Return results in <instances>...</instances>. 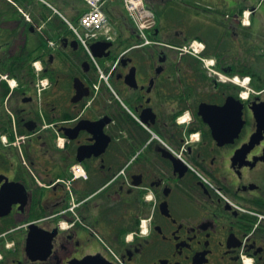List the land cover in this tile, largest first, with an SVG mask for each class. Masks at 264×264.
<instances>
[{
  "label": "flooded vegetation",
  "instance_id": "flooded-vegetation-1",
  "mask_svg": "<svg viewBox=\"0 0 264 264\" xmlns=\"http://www.w3.org/2000/svg\"><path fill=\"white\" fill-rule=\"evenodd\" d=\"M45 1L0 0V264H264V0H147L95 58Z\"/></svg>",
  "mask_w": 264,
  "mask_h": 264
},
{
  "label": "built area",
  "instance_id": "built-area-1",
  "mask_svg": "<svg viewBox=\"0 0 264 264\" xmlns=\"http://www.w3.org/2000/svg\"><path fill=\"white\" fill-rule=\"evenodd\" d=\"M89 10L83 15L79 26L72 25L79 41L88 48L93 40L106 35L110 38L109 18L104 10V5L108 0H86ZM130 17L135 21L143 35L145 30L153 28L155 25L154 12L146 5L145 0H123ZM91 53V51H90Z\"/></svg>",
  "mask_w": 264,
  "mask_h": 264
},
{
  "label": "water",
  "instance_id": "water-1",
  "mask_svg": "<svg viewBox=\"0 0 264 264\" xmlns=\"http://www.w3.org/2000/svg\"><path fill=\"white\" fill-rule=\"evenodd\" d=\"M110 45H111L110 42H104V41H99V42L95 43L93 45L94 54L96 56H99L101 53L98 50H105ZM254 112H255V117L257 119L258 127L252 135L251 142H250L249 146L255 145L256 143L260 142L264 138V101L254 106ZM215 130L217 131V129H215ZM238 130H240V126L237 128V132H238ZM236 133H234V134H236ZM32 238H36V237H31L30 239H32ZM30 242H31V244L29 247L30 248L35 247V245L33 244V241H30ZM31 258H32V260H37L40 257L32 256Z\"/></svg>",
  "mask_w": 264,
  "mask_h": 264
},
{
  "label": "rangeland",
  "instance_id": "rangeland-1",
  "mask_svg": "<svg viewBox=\"0 0 264 264\" xmlns=\"http://www.w3.org/2000/svg\"><path fill=\"white\" fill-rule=\"evenodd\" d=\"M62 1L60 0V3ZM67 1L68 0H64L65 3H67ZM70 1H71V4H72V10L73 11H71L70 8H67V6H66V4H64V2H63V4L56 3V7L58 9H60L67 17H69L70 15H73V17L77 15V18H78L79 16H78V11L77 10L79 9L81 11L83 9L82 1L81 0H70ZM50 2L52 3V0ZM116 18H117L116 19L117 20V22H116L117 27L116 26L115 27H116V29H119V31L123 32L125 27H126V25H127V24L125 26L123 25L126 17H125V15L123 13H121V15L119 14V16L116 17ZM74 21H77V20H74ZM262 66L263 65L257 66V68H259L261 70ZM262 82L264 84V80Z\"/></svg>",
  "mask_w": 264,
  "mask_h": 264
},
{
  "label": "clouds",
  "instance_id": "clouds-1",
  "mask_svg": "<svg viewBox=\"0 0 264 264\" xmlns=\"http://www.w3.org/2000/svg\"><path fill=\"white\" fill-rule=\"evenodd\" d=\"M146 231V230H145ZM131 235L128 237V239H131ZM244 264H255L254 258L250 256H244Z\"/></svg>",
  "mask_w": 264,
  "mask_h": 264
},
{
  "label": "trees",
  "instance_id": "trees-1",
  "mask_svg": "<svg viewBox=\"0 0 264 264\" xmlns=\"http://www.w3.org/2000/svg\"><path fill=\"white\" fill-rule=\"evenodd\" d=\"M79 13H81V11L79 10Z\"/></svg>",
  "mask_w": 264,
  "mask_h": 264
}]
</instances>
